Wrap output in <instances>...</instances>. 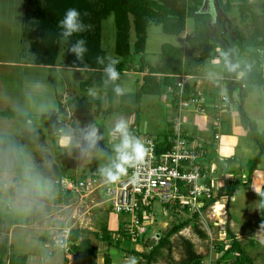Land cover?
Masks as SVG:
<instances>
[{
	"label": "rangeland",
	"instance_id": "obj_1",
	"mask_svg": "<svg viewBox=\"0 0 264 264\" xmlns=\"http://www.w3.org/2000/svg\"><path fill=\"white\" fill-rule=\"evenodd\" d=\"M24 1L0 0V110L22 111L30 115V120L22 124L15 119L0 117V133H19L22 127L26 126L33 130L40 128L45 135H48L49 130L45 126L46 120L42 119L40 115L47 111L53 114V110L56 109V101L54 104L47 100L50 96L44 93L45 89L40 93H37V89V91L29 89L28 83L35 81L38 77L51 78L59 94L58 97L66 94V98H63L64 102L74 97H84L91 103L92 111L87 110L80 113L74 108L72 109L73 105H70L65 111L64 119L56 109L55 115L58 116L59 122L56 125L57 128L54 126L50 131L56 133L54 135L58 145L63 146L59 136L70 130L73 140L76 145H79V148L74 154L71 150L65 152L63 149L54 152L52 142L48 139L43 151L45 150L47 154L50 153L53 156L52 159L58 165L61 177L73 175L76 179L84 180L88 177H95L97 181L86 189L70 191L67 195V204L63 203L61 200L59 201L60 193L52 192L53 194H51L54 180L34 172L35 150L30 147L25 148L22 152L24 158L22 175L25 180L20 179L19 185L13 187V177L16 174L0 173V210L7 211L10 207L13 217L16 219V224L8 226L7 232L0 231V240L6 237L7 244L11 245L6 257L13 256L15 260L25 257L26 264H102L103 257L108 254L111 264H128V257L135 256L138 259V255L131 250L147 251L148 246H145L146 243L145 245L138 243L135 239L130 240L129 243L128 240L121 237L122 240L117 247L114 245L113 239L112 243L105 239L103 230L112 233V236H117V229L123 226L130 216L116 214L109 208L103 192L105 183L102 178L99 179L98 176H95L97 171L95 161L100 156L102 157L103 153L95 148L87 147L81 130L89 124L95 125L101 137L97 144L104 142L103 136L106 135L109 145L107 155L111 162L115 158L114 147L119 143V136L113 132L115 122L120 118L129 122L131 114L140 112L141 119L148 121L149 133L155 136L162 135L167 131L165 110L171 95H168V91H162L159 94L145 93L141 94L137 101L135 95L142 81L136 82V78L140 79L141 75L135 74L131 70L127 71L128 73L125 72L122 79L117 82L125 89L123 97L114 93L111 84L104 83L105 90L102 92L98 88L89 86L86 89H80L79 82L86 79L87 75L85 72H79L67 66L65 59L68 42L61 40L55 67L48 70V68L41 69L38 66H30L31 64H28L30 60L25 56L28 54L29 43L21 33V21L25 10ZM248 3L251 5V11L260 14V19H263L262 4H264V0H248ZM232 5L230 16L234 18L235 24L248 34L253 27L249 14L247 13V18L241 19L237 5L235 3ZM214 12L216 17V8ZM102 25H108L110 28L108 29L109 33L106 34L107 37L101 41L102 47L106 50L108 57H114L115 28L112 16L102 20ZM191 32L192 21L190 19L186 20L185 30L180 34H166L160 25L151 24L147 29L146 61L151 65L159 63L162 43L185 46V36ZM131 36L134 37L133 34ZM258 53L259 56L262 55L260 69L264 75V48H259ZM221 55L222 52L218 49V54L205 60L197 72L200 76L207 77L212 74L213 79L208 81L207 89L217 91L218 96L228 92V80L224 75ZM246 56V53H240L237 47L233 49L236 63L244 62L247 59ZM104 79L103 77V81ZM235 88V91H239L238 86ZM97 101L100 102V107L105 102V106H111L112 111H95ZM242 108L250 120L255 123L258 133H264V84L251 86L243 99ZM186 111L188 110L183 111L185 116ZM127 116L128 118H126ZM244 125H241L239 141L232 156L237 159V164H241L246 169L258 153V148L253 139L248 137V129ZM57 130L61 132H57ZM211 135L212 131L209 133V136ZM221 135L224 136L226 133L222 132ZM77 142L81 144H77ZM60 154L62 155L60 156ZM104 156L106 159V155ZM213 157L212 153L211 158ZM48 162L50 163V161ZM216 168L219 170L218 166ZM257 168L263 170V185V158L253 171L258 170ZM213 178L218 180V173L215 171ZM251 183V180L249 184L240 183L229 202L226 197H221L222 199H217L197 212L196 218L192 217L193 210H169L159 200L152 201L150 214H146L144 222L140 223L138 228H134L136 231H144L143 242L148 239L147 244L148 242L155 243L159 235H164L169 229L183 221L186 222L185 226L171 234L169 237L172 243L171 248H163L153 264H169L178 261L181 258L180 242L182 238L189 239L194 244L197 253L201 255V264H228L220 259L222 252L217 250V245L223 244L228 247L230 243L226 233L227 226L244 245L245 253L251 258L253 264H264V220H260L258 193L260 191H253ZM257 184H259V180L255 176L254 185ZM219 185V189H223L221 182ZM9 189H14V194L9 192ZM61 190L62 194L60 195L65 196L64 190L62 188ZM31 210L34 221L26 224L25 218ZM192 222L197 223L206 237H201L192 228ZM63 227L79 229L81 237L87 239L91 246L97 247V254L88 258H79L72 252L65 253L53 247L50 238L53 233Z\"/></svg>",
	"mask_w": 264,
	"mask_h": 264
},
{
	"label": "trees",
	"instance_id": "obj_2",
	"mask_svg": "<svg viewBox=\"0 0 264 264\" xmlns=\"http://www.w3.org/2000/svg\"><path fill=\"white\" fill-rule=\"evenodd\" d=\"M212 2L217 12L214 20H212L210 13L199 11L203 0H25V10L21 21V33L29 43L28 54L25 56L36 65L52 66L55 65L61 40L58 21L63 18L67 9H77L81 13L84 23L90 26L88 31L80 34L86 39L89 51L83 61L78 60L74 54L68 51L70 47V42H68L65 60L67 66L86 73L87 78L79 82L80 89L89 86L98 88L102 92L105 90L103 87V66L96 63V57H108L101 44V22L111 15L115 28L113 58L119 60L116 67L120 73V80L124 73L130 70L142 73L140 79L136 78V82L142 81L135 95L137 101H139L141 94H159L162 91H168V95H171L170 103L175 108H177L179 98L188 99L190 96L196 95L193 81L184 82L182 92L179 94V83L182 81V76L196 75L205 60L218 54V49L222 52L221 61L223 64L224 52L229 53V59L236 63L233 57L235 47L240 53L248 55L247 63L240 64V69L237 72H229L225 67L224 75L228 80L226 100H230L234 87L238 86L237 101L241 122L248 129L247 135L255 142L258 153L246 169L241 164H235L234 157L222 158L215 156L220 171L227 174L242 173L244 171L243 177L229 180L223 186V189H219L216 195L204 204L203 208L221 197H226L229 202L237 191V185L240 183L249 184L253 170L260 163V160L264 159V133H258L255 123L250 120L242 108L243 99L251 86L264 84V75L260 69L261 59L258 53V49L264 46V15L263 19H260V14L251 11L248 0H217V3L216 0H212ZM234 3L237 5L241 19L247 18V13L249 14L253 27L248 34L240 29L235 24L234 18L230 16L232 4ZM262 5L264 11V4ZM225 17L228 21H225ZM187 19L192 21V32L185 36V46L162 43L160 46V62L155 65L149 64L145 59L148 27L151 24L160 25L162 31L166 34H180L185 30ZM76 38L77 36L74 35L72 40L74 41ZM105 62L107 63V59ZM238 73H242V75ZM237 76H239V79L235 81L234 79ZM90 104L84 97H74L65 103L59 102L57 110L64 118L66 107L73 105L72 109L84 113L90 107ZM41 115L46 118L45 126L49 130L48 135H45L40 128L33 130L28 129L26 126H23L19 133H0V173L16 174L13 177V187L18 186L20 179L25 180L22 175L24 171L22 152L27 147L33 148L35 150L34 172L54 180L51 194H53L52 192L62 194L58 181L62 176L60 169L52 159L53 156L50 153L47 154L43 149L46 147L48 139L52 142L54 152L63 149L65 152L71 150L74 154L77 147L73 140V146L61 148L56 141L54 135L56 133L50 131L54 126L57 128L58 116L48 112ZM0 117L15 119L22 124L30 120L29 114L14 109L0 110ZM138 119L139 117L136 115L129 127L135 136L138 134L136 130ZM171 127L172 122L170 121L164 134L157 136L148 134L155 137L158 153L169 147L168 139L171 136ZM215 133L216 129L212 126L211 138L214 139ZM202 148L203 156L206 154L205 159H211L212 151L209 150L211 147L208 144H202ZM98 161L97 159L95 164ZM226 165L230 167L226 168ZM69 177H73V175ZM10 189L9 192L14 194V189ZM60 194L59 201L61 200L67 204L69 192L64 191L65 196ZM259 204L261 210L260 220H264V184L259 192ZM164 206L169 210H189L187 205H180L179 203H166ZM32 212L31 210L25 218L26 224L33 223ZM197 216V212L192 214L194 218ZM138 220L142 221L140 214ZM14 224H16V219L13 217L10 207L7 211L0 210V231L5 230L7 232V227ZM185 224L186 222L183 221L169 229L164 235H159L155 243L148 242L147 244L148 239L143 242V234L136 235L134 239L138 243H144V245L146 243L145 246H148L147 251L131 250L138 255L137 264H153L163 248H171L172 243L169 239L171 234L180 230ZM191 226L201 237H206V234L198 227L196 222H192ZM80 232L79 229H71V239L76 244L71 246L70 252L79 258L95 256L97 247L91 246L87 239H83ZM103 232L105 239L110 243L113 242V239L114 245L117 247H119L122 238H125L128 242L133 239L128 232L124 231L123 226L117 229V236H112V233L110 234L107 230H103ZM226 233L230 243L228 247L223 244L217 245V250L222 252L220 259L225 263L228 262V264H253L251 258L245 253L244 245L241 244L228 226L226 227ZM10 247L11 245L7 244L6 237H3L0 240V264H26L25 257H21L19 260H15L13 256L6 257ZM180 248L181 258L175 263L170 262L169 264H201V255L197 253L194 244L189 239L182 238ZM102 264H111L108 254L103 257Z\"/></svg>",
	"mask_w": 264,
	"mask_h": 264
},
{
	"label": "built area",
	"instance_id": "obj_3",
	"mask_svg": "<svg viewBox=\"0 0 264 264\" xmlns=\"http://www.w3.org/2000/svg\"><path fill=\"white\" fill-rule=\"evenodd\" d=\"M190 75L182 76L179 83L182 92L183 84L189 81ZM226 100V96L223 97ZM177 114L171 119V136L168 139L169 147L157 152L155 137L146 133L136 134L147 148L144 163L136 168H130L126 175L115 184H105L103 192L109 208L116 213L130 216L124 222L123 229L134 239L144 231H136L138 225L144 222L146 214H150L152 201L159 200L166 203H179L187 205L189 210L200 212L204 204L212 199L220 188V182L208 177L202 163L203 148L195 139H191L182 130L180 113L184 110H193L204 113L205 107L197 94L188 99L179 98ZM218 118L213 121V128L218 129ZM218 137L217 133L214 138ZM97 181L95 177L76 179L74 177H61L60 186L64 191H79L92 186ZM229 182L224 179L223 187ZM139 214L142 221L138 220ZM157 240V239H156ZM53 247L70 253L71 246L76 242L71 239V228L63 227L52 234L50 238Z\"/></svg>",
	"mask_w": 264,
	"mask_h": 264
},
{
	"label": "crops",
	"instance_id": "obj_4",
	"mask_svg": "<svg viewBox=\"0 0 264 264\" xmlns=\"http://www.w3.org/2000/svg\"><path fill=\"white\" fill-rule=\"evenodd\" d=\"M111 27H112V25H111ZM108 29H110L108 27V25H104V26L102 25L101 26V41H103L104 37H107L106 34L109 33ZM105 30H106V32H105ZM263 48H264V46H263ZM246 57H247V59H245L244 62H240L241 64L244 65L247 63L248 55ZM261 57H262V55H260V59H261ZM28 64H31L30 66H38L41 69L42 68H45V69L48 68V70L56 66V65H52V66L36 65V64L32 63L31 60H30V62H28ZM223 67H224V71H225L224 64H223ZM76 71L80 72L82 70H76ZM132 72L135 74H138L135 71H132ZM126 73H128V72H126ZM139 74L142 75V73H139ZM212 79H213V77L211 79H209L207 76H203V75L200 76L198 73L189 78L190 82H192V81L194 82L195 92H196L197 96L199 97V99L202 101L206 110L204 113H197L193 110H188V111H186V113H187L186 116H185V114H183V111H182L180 113V116L182 118L183 131L191 139H193V140L195 139L200 144H205V145L208 144V146L211 147V149H209V150H210V152L212 151L214 157L209 159V160H206L204 157L206 155L205 154L202 157V163L206 169V174L208 175V177L215 179V178H213L214 177V171H215L218 173V182H222L223 178L231 180L232 178L243 177L242 174L244 171H242V173H236V174L228 173L227 174V173H223V171L218 170L216 168L217 162L215 160V156L222 157V158H228V156L233 157L232 153L234 152L235 146L239 141V135L241 133L240 128H241V125L243 126V124L241 122V118H240V115L238 113L239 111H238L237 95H238L239 91H237V90L235 91L233 89L230 100L227 99L224 101L223 97L226 96L227 94H223L221 96H218V94H216L217 91L214 92V90L207 89L208 88L207 87L208 81H210ZM238 79H239V76H237L234 80L238 81ZM103 84H104V81H103ZM28 85H29V89L31 88V89H33V91H35L37 89L38 90V91L36 90L37 93L43 92L44 91L43 89H45L46 91H44V93L50 96V98L47 100L52 101L54 104L56 101V104H55L56 109L58 108L59 102L65 103L63 98H66V94H62L58 97L59 94H58L56 87L54 86L51 78L38 77V78H36L35 81H29ZM84 89H86V88H84ZM123 96H125V95H123ZM108 100L110 101V97L108 98ZM100 106H101L100 102L97 101V107L94 110L95 111H98V110L99 111H112L111 106H105V102H103L102 107H100ZM91 107H92V105H91ZM91 107H89L87 110L90 111L92 109ZM56 109L53 110L54 113L52 115H55ZM66 111H67V107H66ZM132 111H134V110H132ZM135 111H137V110L135 109ZM165 111H166L165 121H166L167 129H168V126H169L171 119L173 118L174 115L177 114V109L175 107H173L169 101V103H166V110ZM42 114H44V113H42ZM136 115L139 117L138 123L136 124L137 132L150 134L149 129H148V127H149L148 121L141 119L140 112H136V113L131 114L130 120L128 122L129 127H130L131 123L133 122L134 117ZM40 116L42 117V119L46 120V118H44L42 115H40ZM216 117L218 118V123H219L218 124L219 128L216 130L218 137L216 139L214 138V140H213V138H211V136H209V133H211V131H212L213 121ZM126 118H128V116ZM57 132H61V131L57 130ZM222 132L226 133V135L222 136L221 135ZM61 137H62V134L59 136V138H60L59 140H61ZM103 139H104V142L97 144L95 147V149H97L103 153L102 157L100 156V158L98 159L99 161L96 164V170L97 171L95 172V176H98L99 179L102 178L100 175L99 169L110 163L109 155H107V151H108L107 149H109V145H108V140H107L106 135L103 136ZM214 141H215V143H214ZM77 144H81V143L77 142ZM77 148H79V147H77ZM223 151H226V152L224 153ZM212 153H211L210 157H212ZM217 153H220V154L222 153V154L217 155ZM104 155H106V159H105ZM234 159H235V157H234ZM236 161H237V159H235V162H234L235 164H237ZM226 166H227L226 168L230 167L229 165H226ZM92 176H93V174H92ZM251 176H252V178H251V181H252L251 189L253 191L254 190L260 191V187L263 183V179H262L263 170H261V169L255 170V171H253ZM255 176H257V178L259 180V184H257V185H254ZM222 198H224V197H222Z\"/></svg>",
	"mask_w": 264,
	"mask_h": 264
},
{
	"label": "clouds",
	"instance_id": "obj_5",
	"mask_svg": "<svg viewBox=\"0 0 264 264\" xmlns=\"http://www.w3.org/2000/svg\"><path fill=\"white\" fill-rule=\"evenodd\" d=\"M89 27L82 20L81 13L75 8L67 9L63 18L58 21L61 41L70 42L68 51L81 61H83L89 50L86 39L80 34L88 31ZM74 35L77 38L73 41L72 37ZM223 56L225 67L229 72H237L240 69L239 63H233L229 59V53L224 52ZM106 59L107 63L105 62ZM96 63L103 66L104 83L113 85L114 93L117 96H123L125 89L117 83L120 80V73L116 67L119 60L113 57L97 56ZM238 74L242 75V73ZM208 78L211 79L212 74H209ZM113 132L119 136V143L114 147L115 158L108 165L99 169L105 184H115L122 176L127 174L130 168H136L144 163L148 151L141 139L130 131L129 124L124 118H120L115 122ZM81 133L89 149L95 148L97 142L101 139L98 129L92 124L82 129ZM60 143L66 147L73 146V136L70 130L62 134ZM76 146L79 147V145ZM128 264H137V258L135 256L128 257Z\"/></svg>",
	"mask_w": 264,
	"mask_h": 264
},
{
	"label": "water",
	"instance_id": "obj_6",
	"mask_svg": "<svg viewBox=\"0 0 264 264\" xmlns=\"http://www.w3.org/2000/svg\"><path fill=\"white\" fill-rule=\"evenodd\" d=\"M216 3H217V0H216ZM199 11L201 13H210L211 14V17H212V20H214V18H215V15L214 14L215 13H214V10H213L212 0H203V3L201 5ZM225 21H228V19L226 17H225Z\"/></svg>",
	"mask_w": 264,
	"mask_h": 264
},
{
	"label": "flooded vegetation",
	"instance_id": "obj_7",
	"mask_svg": "<svg viewBox=\"0 0 264 264\" xmlns=\"http://www.w3.org/2000/svg\"><path fill=\"white\" fill-rule=\"evenodd\" d=\"M212 5H213V10L215 9V7H214V3L212 2ZM215 13V12H214Z\"/></svg>",
	"mask_w": 264,
	"mask_h": 264
},
{
	"label": "bare ground",
	"instance_id": "obj_8",
	"mask_svg": "<svg viewBox=\"0 0 264 264\" xmlns=\"http://www.w3.org/2000/svg\"><path fill=\"white\" fill-rule=\"evenodd\" d=\"M216 211H218L217 209H215Z\"/></svg>",
	"mask_w": 264,
	"mask_h": 264
}]
</instances>
